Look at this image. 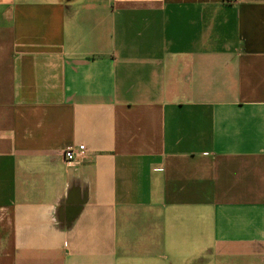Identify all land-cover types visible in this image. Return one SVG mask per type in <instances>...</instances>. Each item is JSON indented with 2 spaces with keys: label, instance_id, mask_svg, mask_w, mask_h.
<instances>
[{
  "label": "crops",
  "instance_id": "crops-1",
  "mask_svg": "<svg viewBox=\"0 0 264 264\" xmlns=\"http://www.w3.org/2000/svg\"><path fill=\"white\" fill-rule=\"evenodd\" d=\"M0 264H264V0H0Z\"/></svg>",
  "mask_w": 264,
  "mask_h": 264
},
{
  "label": "built area",
  "instance_id": "built-area-1",
  "mask_svg": "<svg viewBox=\"0 0 264 264\" xmlns=\"http://www.w3.org/2000/svg\"><path fill=\"white\" fill-rule=\"evenodd\" d=\"M227 4H233L237 0H225ZM68 164H83L89 160V152L85 145L69 147L62 152Z\"/></svg>",
  "mask_w": 264,
  "mask_h": 264
}]
</instances>
